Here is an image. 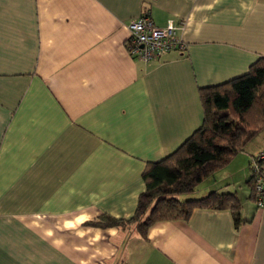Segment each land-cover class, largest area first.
Returning a JSON list of instances; mask_svg holds the SVG:
<instances>
[{
  "label": "crops",
  "instance_id": "crops-1",
  "mask_svg": "<svg viewBox=\"0 0 264 264\" xmlns=\"http://www.w3.org/2000/svg\"><path fill=\"white\" fill-rule=\"evenodd\" d=\"M144 12L179 27L186 51L131 56L128 25ZM260 57L264 0H0V264H264L248 183L264 129L188 197L234 193L236 217L195 210L147 240L85 226L130 219L146 164L200 127L198 88Z\"/></svg>",
  "mask_w": 264,
  "mask_h": 264
},
{
  "label": "trees",
  "instance_id": "trees-1",
  "mask_svg": "<svg viewBox=\"0 0 264 264\" xmlns=\"http://www.w3.org/2000/svg\"><path fill=\"white\" fill-rule=\"evenodd\" d=\"M202 123L174 152L150 162L142 173L144 190L128 220L101 215L87 227L134 226L142 240L158 222L187 221L195 210H228L237 216L240 202L234 193L210 192L188 198L209 175L226 166L264 129V57L248 71L225 83L198 88ZM253 177L248 183L253 196ZM236 219V218H235Z\"/></svg>",
  "mask_w": 264,
  "mask_h": 264
},
{
  "label": "built area",
  "instance_id": "built-area-1",
  "mask_svg": "<svg viewBox=\"0 0 264 264\" xmlns=\"http://www.w3.org/2000/svg\"><path fill=\"white\" fill-rule=\"evenodd\" d=\"M179 27L171 22L164 28L156 27L147 12L128 25L126 42L129 54L144 63L159 60L171 52L186 51V44L178 38ZM250 176L253 177V196L257 209H264V151L250 163Z\"/></svg>",
  "mask_w": 264,
  "mask_h": 264
}]
</instances>
